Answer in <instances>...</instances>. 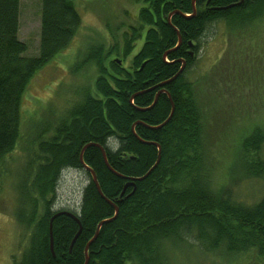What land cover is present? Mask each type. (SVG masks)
Returning a JSON list of instances; mask_svg holds the SVG:
<instances>
[{
	"label": "trees",
	"instance_id": "obj_1",
	"mask_svg": "<svg viewBox=\"0 0 264 264\" xmlns=\"http://www.w3.org/2000/svg\"><path fill=\"white\" fill-rule=\"evenodd\" d=\"M263 3L195 0L192 15L191 0H144L120 47L126 61L111 57L114 42L105 50L94 43L82 59L96 66L92 86H79L77 101L54 116L24 119L29 80L68 45L80 14L74 0H40L38 48L28 54L18 36L20 0H0V180L20 165L15 219L24 237L12 264H84L96 225L114 214L80 163L86 144L83 162L117 206L86 264H240L264 256V123L243 128L217 177L209 118L186 76L216 21L245 33ZM67 168L83 170L87 181L75 208H55ZM248 182L258 185L251 197L240 192ZM62 210L78 218L79 231L72 217L56 214Z\"/></svg>",
	"mask_w": 264,
	"mask_h": 264
},
{
	"label": "rangeland",
	"instance_id": "obj_2",
	"mask_svg": "<svg viewBox=\"0 0 264 264\" xmlns=\"http://www.w3.org/2000/svg\"><path fill=\"white\" fill-rule=\"evenodd\" d=\"M39 2L20 0L18 36L27 43L28 54H35L38 48ZM74 2L81 19L79 29L68 45L29 80L22 102L24 119L54 116L77 101L79 86L85 83L92 86L96 66L82 59L94 43H100L105 50L114 42L119 51L111 57L126 59L120 47L124 34L136 24L138 7L144 0ZM259 8L253 24L245 33L240 32L242 35L236 31L231 34L223 21H216L202 39L201 48L194 55L195 62L186 73L193 83L198 103L209 118L210 142L219 163L217 177H223L231 159L230 146L243 128L264 123V3ZM19 171L20 165L11 164L0 180V264H12L23 245L24 237L15 219ZM86 181L83 170H62L55 208H75ZM251 184L254 185L246 190L240 189L243 196L251 197V190L257 189L256 183ZM191 264L204 262L192 261ZM240 264H264V256L253 255Z\"/></svg>",
	"mask_w": 264,
	"mask_h": 264
},
{
	"label": "water",
	"instance_id": "obj_3",
	"mask_svg": "<svg viewBox=\"0 0 264 264\" xmlns=\"http://www.w3.org/2000/svg\"><path fill=\"white\" fill-rule=\"evenodd\" d=\"M194 2H195V0H191L192 15L195 13ZM174 12H178V11H174ZM174 12H172V13H174ZM172 13H170L169 16H168V18H167L169 22H170V20H169V19H170V15H171ZM178 13H180V12H178ZM179 42H180V36H178V44H179ZM182 64H184V62H182ZM162 84H163V83H162ZM156 97H157V93L155 94L154 99H153V102H152V104H150V106H152V105L154 104V102H155V100H156ZM150 106H149V107H150ZM172 108H173V107H172ZM171 111H172V110H171ZM170 113H171V112H170ZM87 145H90V144H86V145H84V146L82 147V149L80 150V153H79V160H80V163L82 164L83 168H84L85 170H87V171L90 173L91 179H92L93 183L95 184L96 189H97L98 193L100 194V196H102V197H103V198H104V199H105L110 205L113 206V208H114V214H113V216H111V217H108V218H105V219L99 221L98 224L96 225V229H95V232H94L93 236L88 240V242L86 243V245H85V247H84V252H85V262H84V264L87 263V259H88V256H87V248H88L89 244L91 243V241H92V240L95 238V236L97 235L98 230H99V227L101 226L102 223L111 220V219L116 215V212H117V206H116V204H115L114 202L108 200L106 197L103 196V194H102V192H101V190H100V188H99V185H98V182H97L96 175H95L94 171H93L90 167H88V166L83 162V159H82V152H83L84 148H85ZM156 145H157V147H158V157H159V145H158V144H156ZM99 148H100V150H101V152H102V156H103V158H104L105 164L108 166V164H107V162H106V158H105L104 151H103V149H102L101 147H99ZM59 213L67 214L68 216H70V217H72L74 220H76V222H77V224H78V231L80 230V228H81L80 222H79L78 218H77L73 213H71L70 211L62 210V211L57 212L56 214H59ZM52 218H53V216L50 218V221H49L50 247H52V232H51V219H52Z\"/></svg>",
	"mask_w": 264,
	"mask_h": 264
},
{
	"label": "bare ground",
	"instance_id": "obj_4",
	"mask_svg": "<svg viewBox=\"0 0 264 264\" xmlns=\"http://www.w3.org/2000/svg\"><path fill=\"white\" fill-rule=\"evenodd\" d=\"M84 169V168H83Z\"/></svg>",
	"mask_w": 264,
	"mask_h": 264
}]
</instances>
